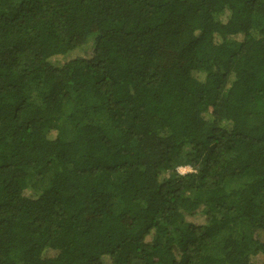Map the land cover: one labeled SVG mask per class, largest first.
I'll return each instance as SVG.
<instances>
[{
    "label": "trees",
    "instance_id": "1",
    "mask_svg": "<svg viewBox=\"0 0 264 264\" xmlns=\"http://www.w3.org/2000/svg\"><path fill=\"white\" fill-rule=\"evenodd\" d=\"M0 264H264V0H0Z\"/></svg>",
    "mask_w": 264,
    "mask_h": 264
},
{
    "label": "rangeland",
    "instance_id": "2",
    "mask_svg": "<svg viewBox=\"0 0 264 264\" xmlns=\"http://www.w3.org/2000/svg\"><path fill=\"white\" fill-rule=\"evenodd\" d=\"M178 171L182 174L188 173V172H193V169L189 166H185V167H179ZM205 206L204 205H200L199 208H197V212H201L202 210H204Z\"/></svg>",
    "mask_w": 264,
    "mask_h": 264
}]
</instances>
